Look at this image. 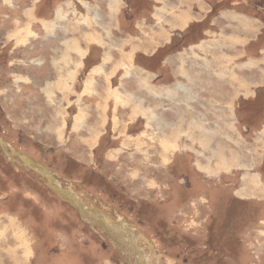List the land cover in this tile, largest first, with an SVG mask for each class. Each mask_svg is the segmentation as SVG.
I'll return each instance as SVG.
<instances>
[{
  "label": "rangeland",
  "instance_id": "374dc122",
  "mask_svg": "<svg viewBox=\"0 0 264 264\" xmlns=\"http://www.w3.org/2000/svg\"><path fill=\"white\" fill-rule=\"evenodd\" d=\"M0 137V264H264V0H0Z\"/></svg>",
  "mask_w": 264,
  "mask_h": 264
},
{
  "label": "water",
  "instance_id": "95a60500",
  "mask_svg": "<svg viewBox=\"0 0 264 264\" xmlns=\"http://www.w3.org/2000/svg\"><path fill=\"white\" fill-rule=\"evenodd\" d=\"M0 150L3 154V156L6 158L7 161L10 160V157L11 156H15L19 159V162L18 161H13V163H15L16 165H19L21 166L22 168L25 167L27 169H30V170H33L34 172L40 174L43 176V174L41 172H45V173H50L51 176H47L49 178L52 179V176H53V173L50 172L44 164H42L41 162H38V161H34L32 159H30L28 156H26L25 154L19 152V151H16L15 149H13L10 145H8L1 137H0ZM11 162V161H9ZM54 178V176H53ZM51 185L49 186L51 188V191H53V193H55L56 195L60 196L61 198L63 197L65 200L68 201V203L71 204V206H73L75 209H77L78 211L81 209V210H85V207L82 208V203L80 202V199L79 202L81 203V207H80V204H77L76 202H72L69 198H68V195L70 194V191L69 190H66L64 188H62L58 183H55V185L53 186L51 182H49ZM82 201V200H81ZM84 204V203H83ZM100 216L101 213L98 212ZM130 250V249H129ZM131 251V250H130ZM135 254V252H133Z\"/></svg>",
  "mask_w": 264,
  "mask_h": 264
},
{
  "label": "bare ground",
  "instance_id": "6f19581e",
  "mask_svg": "<svg viewBox=\"0 0 264 264\" xmlns=\"http://www.w3.org/2000/svg\"><path fill=\"white\" fill-rule=\"evenodd\" d=\"M22 32L23 31H12V34L11 35H9V36H13L14 38H18L19 37V35H20V33L22 34ZM68 48L69 47H67L66 49L68 50ZM68 57V56H67ZM86 90V89H85ZM90 92V91H89ZM111 96V95H110ZM114 96V95H113ZM115 105H117V103L115 104ZM132 112L134 113V111H135V109L134 108H132ZM117 119H115V121H116ZM165 120V119H164ZM159 122V121H158ZM166 123H164V125H165ZM158 125H160V124H158ZM165 127H166V125H165ZM199 128H200V125L197 127V129L199 130ZM201 128H202V125H201ZM204 128V127H203ZM170 130V128H167V130ZM171 131H172V129H171ZM177 131V130H176ZM164 132V131H163ZM208 133V132H207ZM171 134H172V132H171ZM168 135V134H167ZM169 135H170V133H169ZM176 136H177V133H176ZM207 136V135H206ZM200 137V136H199ZM201 138H203V137H201ZM210 138V137H209ZM163 142V141H162ZM184 142V141H183ZM199 142V141H198ZM201 142V141H200ZM213 142V141H212ZM207 143V142H206ZM209 143V142H208ZM166 143H164L163 144V146H162V151L163 152H165V153H168L167 151L169 150V148L167 147V144L165 145ZM201 147V146H200ZM177 153V152H176ZM33 171V170H32ZM42 174H43V176L47 179V181L48 182H51L52 184H53V186L55 185V183H56V181H54V178H53V176H52V179L51 178H49L50 176H51V174L50 173H45V172H41ZM49 176V177H47V176ZM58 196V195H57ZM58 197H60V196H58ZM61 198V197H60ZM68 198L72 201V202H76L77 204H80V207L83 205H81V203L79 202V197L75 194H73V192H71L70 191V194L68 195ZM62 199L63 200H65L63 197H62ZM67 203H68V201L67 200H65ZM70 204V203H69ZM71 205V204H70ZM83 207H85V206H82V208ZM77 210V209H76ZM81 210V209H80ZM89 209H87L86 207H85V210H81V211H88ZM121 221H116V225H118V224H123V223H120ZM104 224H105V222H103ZM111 226H112V224H110ZM125 225V224H124ZM120 226V228H116V230L119 232V234L120 235H122V236H125L126 237V232H128V238L130 239V240H134V234L136 233V231L134 230V229H132V228H130V227H128L130 230H126V227H122V225H119ZM132 230V231H131ZM123 233V234H122ZM21 238V237H20ZM133 247V246H132ZM134 248V247H133ZM132 249V248H131ZM138 257V256H137ZM141 263V262H140Z\"/></svg>",
  "mask_w": 264,
  "mask_h": 264
},
{
  "label": "crops",
  "instance_id": "0c3cea01",
  "mask_svg": "<svg viewBox=\"0 0 264 264\" xmlns=\"http://www.w3.org/2000/svg\"><path fill=\"white\" fill-rule=\"evenodd\" d=\"M132 103H133V100H132ZM198 127V126H197ZM253 192H255V190H252ZM130 248H128V249H126V251H128V254L129 255H131V256H133L134 258V261H135V259H136V257L138 256V255H140V257H142L143 256V258L144 257H146V256H149V260H152V259H154V255L153 254H151V253H149V255H146L139 247H138V244H137V249H130ZM133 252H135V254L133 253ZM156 255H157V253H156ZM151 262H153V261H151ZM106 264H108V263H106Z\"/></svg>",
  "mask_w": 264,
  "mask_h": 264
},
{
  "label": "trees",
  "instance_id": "16d2710c",
  "mask_svg": "<svg viewBox=\"0 0 264 264\" xmlns=\"http://www.w3.org/2000/svg\"><path fill=\"white\" fill-rule=\"evenodd\" d=\"M0 154H1V156L3 155L2 153H1V151H0ZM3 157V156H2ZM3 159H5L4 157H3ZM6 160V159H5Z\"/></svg>",
  "mask_w": 264,
  "mask_h": 264
}]
</instances>
